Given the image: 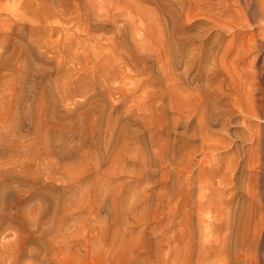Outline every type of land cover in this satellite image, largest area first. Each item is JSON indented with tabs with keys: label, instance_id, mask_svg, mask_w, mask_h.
<instances>
[{
	"label": "rangeland",
	"instance_id": "374dc122",
	"mask_svg": "<svg viewBox=\"0 0 264 264\" xmlns=\"http://www.w3.org/2000/svg\"><path fill=\"white\" fill-rule=\"evenodd\" d=\"M261 21L264 0H0V264H264ZM238 48L262 87L252 114L224 96L213 149L186 92Z\"/></svg>",
	"mask_w": 264,
	"mask_h": 264
},
{
	"label": "bare ground",
	"instance_id": "6f19581e",
	"mask_svg": "<svg viewBox=\"0 0 264 264\" xmlns=\"http://www.w3.org/2000/svg\"><path fill=\"white\" fill-rule=\"evenodd\" d=\"M257 27H264L263 21H261L260 24ZM258 34L260 36H262V38H263L264 31L259 29L258 33L254 34V35L256 36ZM258 39H259V37H258ZM184 46L186 48V45H184ZM197 49H199V48H197ZM241 50H242V48H240V49L238 48L239 55L242 58V60L239 61V59H238L239 57L236 59L237 64H238V62H240V64L236 65V69L234 70L236 72V76H234L235 78L233 77L235 79L234 82H230L231 81L230 78L231 79H233V78L228 76L227 74H226V76H223V78L221 77L219 79V75H220L219 73H220V71H222L221 68H219V67H221L222 65L219 66L218 63H216L215 60L212 62L213 65H211L212 66L211 70H209V71H207L208 69L205 70V66L204 65H207V64H204L203 60H202L203 62L199 61L201 55L200 56L198 55L199 60H196V58H188V59H191V60H188V62H189L188 66L189 65H191V66L192 65L193 66L196 65V66H194V69L192 71H190L191 68L189 67V68H186V70L184 71L183 75H182V73H180L178 75L179 78H183V77H186L188 75L189 79L191 78V80H193V79H197L198 80L199 79L198 81H201V76H202L203 71L204 72L207 71L206 74H205L206 76H204L205 78L202 79V86H200L201 85L200 82H196V86H195V84H194L195 87L193 86L196 91H194V92L191 91V93L189 91V93H188L186 88H183V89H185L183 91H185V92L187 91L186 92V94H187L186 96L195 95L194 93L196 92V95L198 96V100L200 102V107H201V116L199 115L201 117V119H200V122L198 121L199 125H200L199 127H201V129L203 131L202 132L203 133V137L205 138V140H209L210 141L209 146H210V148H213V149H221L223 147H228L230 145L232 146L231 143H233L234 140H231V141L227 140L228 138H230V135L233 134V133H231L232 131L230 132V127H229V125L231 124V121L229 122L230 114L232 112H234L233 111L234 108H236V110L241 112V113H246V114H250L251 113L252 114V112L255 110V107L253 105H251V104H246V102L244 103L243 102V98L247 97L246 99H249L251 96H253V93H254L255 89H260L262 87L261 86V82L259 84H257V85H254V82H252V80L254 78L253 79L251 78V80H250V78L248 76V78L244 79V74H245V70L246 69L244 70L245 66L244 67L242 66V62H244L243 58L246 57V55ZM236 54H238V53H236ZM196 55H195V57H196ZM194 60L196 62H198V63L193 64L192 61H194ZM178 62L179 61H177V63ZM186 63H187V61H186ZM248 71L251 72V70H248ZM223 72H225V71L223 70L221 73H223ZM254 73H256V72L254 71ZM254 73H253V75H254ZM224 74H222V75H224ZM173 75H175V73ZM227 76L230 77L229 80H227L228 79V78H226ZM175 77H177V76H175ZM202 78H203V76H202ZM257 78L258 77H256V79ZM253 81L256 82V80H253ZM258 81H260V80H258ZM176 82H177V80H176ZM182 82H183V80H182ZM199 83H200V85H199ZM189 87H190V85H189ZM193 87H191V88H193ZM257 91H259V90H257ZM228 94H232V95L235 94L234 97H236V101H235V105H234V103L232 105L234 107V108L232 107L233 109L230 108V107L225 106V104H228L230 106V103L227 102L229 99L228 100L224 99V96H226ZM245 95H247V96H245ZM260 100H261V102L257 104V108L258 109L259 108L263 109V111H264V96H262L260 98ZM244 118L249 119V117L247 115H245ZM215 122H217V124L220 125V128H216V129L212 128V125L215 124ZM248 125L245 127L246 129H244L245 130L244 133L243 134L241 133L244 136V138H247V137L252 138V134L253 133L251 132L252 130L250 129L251 126H248ZM217 127H219V126H217ZM234 136H236V135H234ZM244 140H246V139H244ZM238 144H236V142L233 144V148L235 147V152H231L232 154L229 157V161H228V165H227L228 170L232 169L230 171V173L232 171H234V173H232L234 178L243 171V168L246 165L250 164L249 160H250V158L252 156L251 155V149L249 147L247 148V147L243 146V144H239V145ZM207 148L209 149L208 146H207ZM230 150H228V151L230 152ZM155 156H157V155L155 154ZM252 163H253V161H252ZM250 172H251V169H250ZM239 180H240V178H239Z\"/></svg>",
	"mask_w": 264,
	"mask_h": 264
}]
</instances>
